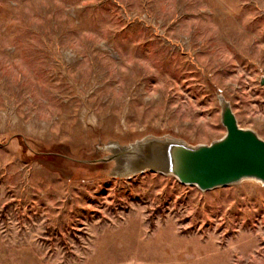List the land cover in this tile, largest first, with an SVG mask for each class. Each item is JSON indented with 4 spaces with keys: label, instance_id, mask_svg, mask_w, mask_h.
<instances>
[{
    "label": "rangeland",
    "instance_id": "rangeland-1",
    "mask_svg": "<svg viewBox=\"0 0 264 264\" xmlns=\"http://www.w3.org/2000/svg\"><path fill=\"white\" fill-rule=\"evenodd\" d=\"M264 0H0V264H264V185L111 174L113 144L264 138Z\"/></svg>",
    "mask_w": 264,
    "mask_h": 264
},
{
    "label": "water",
    "instance_id": "water-1",
    "mask_svg": "<svg viewBox=\"0 0 264 264\" xmlns=\"http://www.w3.org/2000/svg\"><path fill=\"white\" fill-rule=\"evenodd\" d=\"M264 84V80H262ZM225 134L206 144L191 145L171 137H147L129 146L113 144L111 153L92 161L113 163L111 174L131 178L152 172L174 177L202 192L255 181L264 185V138L240 126L230 101L218 96Z\"/></svg>",
    "mask_w": 264,
    "mask_h": 264
}]
</instances>
